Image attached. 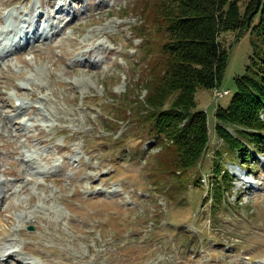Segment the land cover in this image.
I'll return each mask as SVG.
<instances>
[{
	"label": "rangeland",
	"instance_id": "obj_1",
	"mask_svg": "<svg viewBox=\"0 0 264 264\" xmlns=\"http://www.w3.org/2000/svg\"><path fill=\"white\" fill-rule=\"evenodd\" d=\"M147 2L0 0V264H264V154L243 165L215 134L249 34L197 91L209 146L174 178L132 104L164 43Z\"/></svg>",
	"mask_w": 264,
	"mask_h": 264
},
{
	"label": "trees",
	"instance_id": "obj_2",
	"mask_svg": "<svg viewBox=\"0 0 264 264\" xmlns=\"http://www.w3.org/2000/svg\"><path fill=\"white\" fill-rule=\"evenodd\" d=\"M142 11V23L164 35L159 59L150 62L142 82L146 96L132 103L159 149L156 169L182 179L205 157L210 130L196 94L220 88L231 47L225 38L231 36L237 42L249 34L252 53L234 79L232 99L215 111V134L243 165L264 154V0H148Z\"/></svg>",
	"mask_w": 264,
	"mask_h": 264
},
{
	"label": "built area",
	"instance_id": "obj_3",
	"mask_svg": "<svg viewBox=\"0 0 264 264\" xmlns=\"http://www.w3.org/2000/svg\"><path fill=\"white\" fill-rule=\"evenodd\" d=\"M224 93H227V92H224ZM224 93H218V96H220V97H221V94H224Z\"/></svg>",
	"mask_w": 264,
	"mask_h": 264
}]
</instances>
